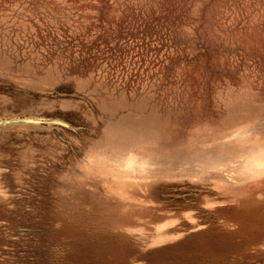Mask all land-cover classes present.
Masks as SVG:
<instances>
[{
    "label": "rangeland",
    "instance_id": "1",
    "mask_svg": "<svg viewBox=\"0 0 264 264\" xmlns=\"http://www.w3.org/2000/svg\"><path fill=\"white\" fill-rule=\"evenodd\" d=\"M17 117L0 264H264V0H0Z\"/></svg>",
    "mask_w": 264,
    "mask_h": 264
},
{
    "label": "water",
    "instance_id": "2",
    "mask_svg": "<svg viewBox=\"0 0 264 264\" xmlns=\"http://www.w3.org/2000/svg\"><path fill=\"white\" fill-rule=\"evenodd\" d=\"M75 97V95H70V97ZM59 125L66 127L67 129L73 130L74 127L70 126L68 123L53 118H42V117H22V118H9L0 119V131H17V130H36L44 131L51 129L52 127ZM264 125L261 122L258 126Z\"/></svg>",
    "mask_w": 264,
    "mask_h": 264
},
{
    "label": "bare ground",
    "instance_id": "3",
    "mask_svg": "<svg viewBox=\"0 0 264 264\" xmlns=\"http://www.w3.org/2000/svg\"><path fill=\"white\" fill-rule=\"evenodd\" d=\"M263 163V156L259 157L258 155H255L254 157H248L244 162V167L240 170L239 176L242 180H245L247 178L264 173V168H262L264 167Z\"/></svg>",
    "mask_w": 264,
    "mask_h": 264
}]
</instances>
